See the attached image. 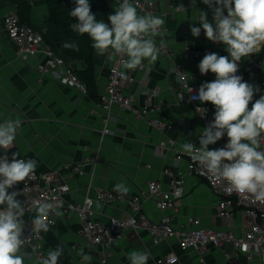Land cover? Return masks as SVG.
I'll return each instance as SVG.
<instances>
[{
  "label": "crops",
  "instance_id": "obj_1",
  "mask_svg": "<svg viewBox=\"0 0 264 264\" xmlns=\"http://www.w3.org/2000/svg\"><path fill=\"white\" fill-rule=\"evenodd\" d=\"M31 7L29 21L40 30H46L47 19L50 16L48 0H29ZM58 4H69L71 0H55ZM160 8L168 11L165 17L162 37H157V43L164 41L171 52L170 56L162 53L155 64L144 61L142 68L126 70L134 77L126 82L124 92H135L139 95L138 103L143 104L146 88L155 87L158 95L155 97L157 109L148 115L138 116L132 110L114 107L108 121L109 132L104 133V122L101 112L92 114L90 109L97 105L98 98H92L88 92H83L74 86L62 83L59 73L42 74L36 68L37 61L42 57L22 60L15 55V44L7 36L4 28V15L9 11L17 13L16 6L10 0H0V122L4 119L19 118L21 129L17 133L14 147L7 153L19 151L21 157L34 158L38 161L37 171H55L58 177L67 181L71 190L66 194L68 202H81L89 192L94 194L97 189H113L118 183H124L130 188L129 194L137 193L148 180L159 179L168 188L170 172L177 173L187 167V156L177 158L180 145L185 141L199 145V136L207 124L194 111L193 107L180 100L177 93V80L173 74V62L183 60L185 47L198 49L211 45V52L218 55H228L222 44L209 41L205 36L194 37L190 26L201 27L198 23L199 13H208L207 19L212 22V12L202 0H197L193 9L190 0H154ZM92 12L97 20L108 23V16L114 14L115 0H89ZM183 4L184 12L176 13L174 7ZM139 11V9H138ZM142 14V13H141ZM226 14V13H225ZM18 15V13H17ZM186 25L189 33L182 32ZM77 32L70 27L64 31V38L57 40V53L72 64L75 69H82L85 63L80 60L76 51L62 47L63 42L76 43ZM264 45L256 52H260ZM209 52V53H211ZM207 54V53H205ZM95 75L98 93L105 88L109 69L117 62L109 61L107 55L99 56L94 50ZM247 57L239 64L237 74L244 81L256 85L260 91L254 95L253 102L264 95V60L259 76L246 74ZM187 69H192V63L185 61ZM214 77L204 78L210 82ZM211 104V103H210ZM213 114L214 106L211 104ZM251 107V105H249ZM153 116L161 117L175 125L171 130L161 131L149 123ZM163 137L175 139L176 145L167 149L163 155L156 153V146ZM227 140V137H223ZM216 144L209 149H216ZM89 145V149L84 148ZM3 150H0L2 153ZM98 155L96 163L85 162L88 156ZM83 163V173L72 169L73 165ZM185 194L178 200V211L173 213L172 223L176 229L186 227L189 217H198L206 227H227L228 222L216 214L217 196L210 185L202 179L189 176L186 178ZM20 199V197H18ZM147 215L159 220L163 212L152 200L144 204ZM95 209L99 218L107 220L109 216L127 218L129 211L122 203H96ZM233 228L241 233L248 229L249 218L243 211H237L232 220ZM75 214L66 215L61 211L54 226L45 233L48 250L55 249V243L62 244L70 254L72 264H84L77 254L80 248L92 256L91 264H99L101 251L99 246L89 243L78 232ZM30 253L25 264H37L30 247L25 246ZM134 250L148 252L155 256L175 251L178 259L175 264H264L258 259L247 260L242 254L225 257L222 249L211 248L206 255L205 263H201L197 251L193 248H181L176 237L154 243L147 229H129L123 234L118 247L106 264H129L128 253Z\"/></svg>",
  "mask_w": 264,
  "mask_h": 264
},
{
  "label": "clouds",
  "instance_id": "obj_2",
  "mask_svg": "<svg viewBox=\"0 0 264 264\" xmlns=\"http://www.w3.org/2000/svg\"><path fill=\"white\" fill-rule=\"evenodd\" d=\"M197 0H190L195 9ZM212 12V22L208 13H199L201 27L190 26L192 36L199 37L201 29L206 38L222 44L228 55L207 53L200 61L199 72L215 75L210 82H203L198 94L190 97L201 104L211 103L214 118L205 126L199 136V146L185 141L180 151L209 175L215 183H223L229 192H235L264 204V95L253 102L259 87L244 81L237 75L243 58L250 56L264 45V0H202ZM176 13L186 10L183 4L173 8ZM226 13V14H225ZM75 19L70 28L80 35H87L91 47L99 56L109 61L119 58L124 70L142 68L144 61L155 64L164 41L157 43V37L165 34L166 21L151 12L141 14L135 0H116L114 14L108 16V23L97 20L91 10L89 0H75V7L69 12ZM62 47L79 50L75 42H63ZM123 79H128L126 71L113 70ZM183 79V76L181 77ZM189 92L193 89L188 85ZM251 105V107H249ZM22 121L7 118L0 122V264H25L30 253L26 243L35 234L49 231V216H60L59 209L64 201L57 195L43 200L36 199L29 205L35 211L31 218V235L24 237L27 201L23 190H13L16 185L31 179L38 167L34 158H21L19 151L11 157L7 152L14 147ZM227 143L217 149H209L223 137ZM115 191L127 195L130 188L118 183ZM64 248L57 246L49 250L46 257L37 264H58ZM77 254L84 264H91L92 256L80 248ZM150 254L134 250L128 253L129 264H148Z\"/></svg>",
  "mask_w": 264,
  "mask_h": 264
},
{
  "label": "built area",
  "instance_id": "obj_3",
  "mask_svg": "<svg viewBox=\"0 0 264 264\" xmlns=\"http://www.w3.org/2000/svg\"><path fill=\"white\" fill-rule=\"evenodd\" d=\"M135 3L142 14L151 12L163 18L168 15V11L160 9L154 0H135ZM3 23L7 36L15 44V55L18 58L28 60L42 55L36 64V68L40 73H59L62 83L74 86L85 93L88 92L86 84L75 73L74 66L44 43L42 34L38 29L27 22L21 21L15 11L7 12L4 15ZM181 30L185 34L190 32L186 25H183ZM200 35L205 36L203 29H201ZM211 50V45H204L201 49L187 46L183 51V60L173 62V74L177 80V93L180 100L189 103L207 125L214 118L211 104L208 102L201 104L199 100H191L190 102V97L198 94L202 79L215 76L211 72L202 75L198 68L205 53H209ZM160 53L166 56L171 55L166 44L160 48ZM263 60L264 48L260 52H255L248 56L245 67L246 74L251 77L259 76L262 71ZM185 61L192 63V69H187ZM114 69L126 71L120 67V61L117 58V62L111 65L109 69L108 79L105 88L99 94L97 105L90 109L92 114L101 112L102 121L105 124L104 133L109 132L108 121L114 107L132 110L138 116L148 115L151 111L157 109L155 103V97L158 95L157 88L148 86L143 95V104L139 105L138 94L132 91L124 92L126 82L133 81L134 77L130 76L126 71L128 79L125 80L117 76L113 71ZM182 76L183 79H181ZM260 84L264 86V79L260 81ZM185 85L192 88L193 92H189L188 87ZM149 123L161 131L171 130L175 127L174 124L158 116L151 117ZM226 143L227 140L222 138L219 140L216 149L223 147ZM175 145V139L163 137L157 143L156 153L163 155L167 149ZM196 146L198 147L199 145ZM84 148L88 150L89 145H85ZM2 154L4 153H0V155ZM7 155L9 158L11 157L9 153ZM183 155L186 154L179 151L176 157L180 158ZM97 160L98 155L88 156L85 158L84 163H96ZM187 160L185 169H179L177 173H169L168 188H165L159 179H150L135 194L122 196L113 189L105 188L97 189L93 195L87 192L81 202H68L66 194L71 190L70 184L58 177L55 171L42 172L37 170L31 179H27L24 183L16 185L15 188L9 191L24 189V196H20V199L27 201V211L24 216L26 223L25 238L31 235V218L35 215L34 209L29 206L31 202L36 199L43 200L52 195L59 196L64 201L63 207L59 211L64 212L68 216L74 213L78 223V234L89 243L99 246L101 251L99 264L108 262L126 230L140 228L149 231L154 243L176 237L181 248L191 247L197 251L201 263H205L206 255L214 247L222 249L227 258L242 254L249 261L258 259L264 262V204L254 202L251 198H246L244 195L229 192L225 184L212 181L209 175L199 165L195 164L189 156H187ZM82 166L83 163L76 164L72 166V169L83 173ZM189 176L205 180L210 185L213 193L217 196L216 214L225 219L229 226L219 228L206 227L201 224L198 217H189L186 227L182 229L174 227L172 223L173 213L178 211L177 202L185 194L186 178ZM148 200H152L155 206L163 212L159 220L150 218L145 212L143 207ZM96 203L125 204L129 215L127 218L111 215L107 220L101 219L95 209ZM237 211H243L249 218L248 229L241 233L236 232L231 225ZM57 217L54 213L49 216V227L56 224ZM25 246L32 249L36 263L39 259L46 257L49 251L43 232L39 236L33 234ZM177 259L178 254L175 251H169L160 256L150 254L148 264H175ZM58 264L67 263L60 258Z\"/></svg>",
  "mask_w": 264,
  "mask_h": 264
},
{
  "label": "trees",
  "instance_id": "obj_4",
  "mask_svg": "<svg viewBox=\"0 0 264 264\" xmlns=\"http://www.w3.org/2000/svg\"><path fill=\"white\" fill-rule=\"evenodd\" d=\"M10 1L16 6L20 20L38 29L42 34L44 43L57 53V40L64 38L65 29L75 22V19L69 15V12L75 7V0H71L69 4H58L55 0H48L50 16L46 21L47 28L44 31L40 30V28L29 21V11L31 7L29 0ZM76 44L79 46V50L76 51V54L78 58L85 63V67L82 69L74 68V71L78 78L86 84L90 96L92 98H98L99 93L96 84L94 49L91 47V41L86 34L80 35L77 33ZM9 155L12 154L9 153ZM57 246L64 248V253L61 257L62 260L67 264H72L70 261V254L65 247L62 244L57 245L55 243V248Z\"/></svg>",
  "mask_w": 264,
  "mask_h": 264
}]
</instances>
